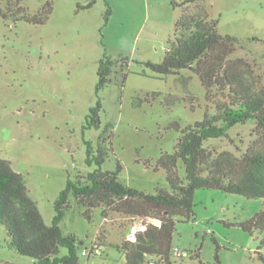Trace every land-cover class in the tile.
Segmentation results:
<instances>
[{
    "label": "rangeland",
    "instance_id": "obj_1",
    "mask_svg": "<svg viewBox=\"0 0 264 264\" xmlns=\"http://www.w3.org/2000/svg\"><path fill=\"white\" fill-rule=\"evenodd\" d=\"M172 1L24 0L29 15L51 4L45 24L13 23L0 17V159L23 175L47 225L67 180L95 169L85 163V141L95 149L106 148L103 171H114L119 162L121 183L155 194L156 189L169 190L165 172L153 169L161 155L173 152L179 137L168 127L178 123L183 128L200 121L205 112L214 113L195 74L182 70L158 77L141 64L159 63L165 55L183 12ZM198 4L209 19L217 20L219 35L237 39L231 58L247 59L264 82V0H199ZM194 10L195 6L189 7ZM104 54L119 63L96 94L97 69ZM152 93H158V98L133 106L135 98ZM97 101L99 128L85 130L86 116ZM253 126L250 122L237 125L226 138L206 146L239 156L253 139ZM193 201V220L175 224L174 248L189 254L199 251L205 264L214 263L216 246L221 264H262L258 259L264 257L261 235H250L237 226L262 209V200L196 190ZM69 203L60 228L82 243L78 264H124L116 246L143 221L117 215L103 220L95 209L89 222L72 196ZM98 233L105 235L98 246L100 254L81 255L90 251ZM7 240L0 227V261L36 264L8 249ZM64 254L61 249L60 255Z\"/></svg>",
    "mask_w": 264,
    "mask_h": 264
},
{
    "label": "trees",
    "instance_id": "obj_2",
    "mask_svg": "<svg viewBox=\"0 0 264 264\" xmlns=\"http://www.w3.org/2000/svg\"><path fill=\"white\" fill-rule=\"evenodd\" d=\"M23 1L0 0V4H4L0 17L13 23L45 24L52 11L51 4L47 2L39 12L29 15ZM198 1L171 2L173 7L182 8L183 12L175 23L165 55L159 63H141L158 77L178 75L182 70L192 72L214 105V113L205 112L200 121L183 128L178 123L168 127L177 131L179 137L173 152L161 155L153 169L165 172L169 190L156 189L155 194H148L124 185L118 179L122 171L120 163H116L114 171H103L106 148L103 150L100 146L95 149L90 141H85V163L95 169L85 175L79 174L75 180H67L53 203L54 214L50 225H47L37 203L28 193L23 175L13 170L9 161L0 159V227L7 236L8 249L35 260L36 264H78V246L82 243L60 228L72 196L75 204L84 209L82 215L89 222L95 209L100 210L103 220L117 215L143 221L145 229L135 234L134 241L125 238L116 246L123 255L124 264H183V261H187L186 264H205L199 251L186 252L185 258L174 256L175 224L193 220L196 190H216L262 200V209L237 226L250 235H261L259 247L264 249L263 76L247 59L231 58L236 51L237 39L219 35L217 20L209 19ZM191 6H195L194 12L189 11ZM118 63L103 55L97 69L96 94L108 84ZM158 96V93H152L137 97L133 106L140 107ZM100 111L101 104L97 101L86 116L85 130L99 128ZM249 122L254 125L251 130L253 139L241 155L217 152L206 146L209 141L226 138L228 131L235 126ZM149 220H156L159 224L148 223ZM104 240L105 235L98 233L90 255ZM61 249L66 250V254L61 256ZM258 259L264 264L262 255H258ZM0 264L12 263L0 261ZM213 264H221L217 246Z\"/></svg>",
    "mask_w": 264,
    "mask_h": 264
},
{
    "label": "built area",
    "instance_id": "obj_3",
    "mask_svg": "<svg viewBox=\"0 0 264 264\" xmlns=\"http://www.w3.org/2000/svg\"><path fill=\"white\" fill-rule=\"evenodd\" d=\"M148 223H153V221L152 220H149L148 221ZM145 229V225L142 223V224H139V225H137V226H134V227H132L131 228V230H130V233L127 235V239L128 240H130V241H134L135 240V234L137 233V232H139V231H143ZM98 254H100V250H98V249H95L94 251H93V255H98ZM81 255H83V256H87V255H90V251L89 252H87V251H82L81 252ZM174 256L175 257H177V258H185V257H187V254H186V252H184V251H180V250H178L177 248H175L174 249ZM152 264V263H151Z\"/></svg>",
    "mask_w": 264,
    "mask_h": 264
},
{
    "label": "water",
    "instance_id": "obj_4",
    "mask_svg": "<svg viewBox=\"0 0 264 264\" xmlns=\"http://www.w3.org/2000/svg\"><path fill=\"white\" fill-rule=\"evenodd\" d=\"M155 222H157V223L159 224V222H158V221H155Z\"/></svg>",
    "mask_w": 264,
    "mask_h": 264
}]
</instances>
